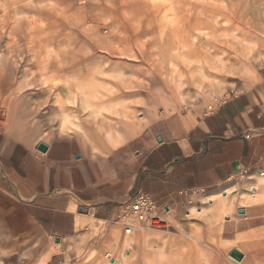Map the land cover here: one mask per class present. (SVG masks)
Wrapping results in <instances>:
<instances>
[{
  "label": "rangeland",
  "instance_id": "374dc122",
  "mask_svg": "<svg viewBox=\"0 0 264 264\" xmlns=\"http://www.w3.org/2000/svg\"><path fill=\"white\" fill-rule=\"evenodd\" d=\"M191 43L231 66L200 78L181 55ZM251 47L257 53L248 56ZM263 77L264 0H0V128L28 145L69 139L87 156L106 158L118 150L97 134L103 121L116 135L141 131L133 147L149 133L178 128V120L186 126L216 98L246 92ZM167 83L176 96L187 91L188 103L168 106L158 92ZM263 185L264 167L188 195L175 219L166 215L169 230L128 236L119 222L88 225L64 245L0 196V263L264 264V196L253 193ZM241 193L250 199L247 218L239 214ZM222 205L232 221L223 220ZM148 233L165 238L147 240ZM163 247L152 262L143 258ZM233 250L245 259H233Z\"/></svg>",
  "mask_w": 264,
  "mask_h": 264
},
{
  "label": "crops",
  "instance_id": "0c3cea01",
  "mask_svg": "<svg viewBox=\"0 0 264 264\" xmlns=\"http://www.w3.org/2000/svg\"><path fill=\"white\" fill-rule=\"evenodd\" d=\"M158 92L173 110L178 103L189 101L187 91L176 96L168 83ZM178 124L167 132L149 133L130 147L141 131L116 135L103 121L97 134L116 147L111 152L118 150L106 158L87 156L69 139L47 144L43 153L37 147L44 142L28 145L0 128V196L17 202L44 234L59 237L60 245L88 225L116 223L120 204L138 192L150 195L173 219L188 195L215 190L264 167V77L213 113L197 116L184 127L182 121ZM97 134L93 137H99ZM245 195L239 194V206ZM119 234L113 232L116 237ZM118 242L119 237L113 245L115 251ZM165 249L144 257L152 262Z\"/></svg>",
  "mask_w": 264,
  "mask_h": 264
},
{
  "label": "built area",
  "instance_id": "2783aa9c",
  "mask_svg": "<svg viewBox=\"0 0 264 264\" xmlns=\"http://www.w3.org/2000/svg\"><path fill=\"white\" fill-rule=\"evenodd\" d=\"M229 98H225L224 100L223 98H216L213 104L209 106L208 114L217 110ZM167 212L168 211L159 206L150 195L138 192L136 195L128 198L125 202L120 204V209L117 214V222L123 224L126 227L127 232L130 233L138 229L165 231L169 230L171 227L165 215Z\"/></svg>",
  "mask_w": 264,
  "mask_h": 264
},
{
  "label": "bare ground",
  "instance_id": "6f19581e",
  "mask_svg": "<svg viewBox=\"0 0 264 264\" xmlns=\"http://www.w3.org/2000/svg\"><path fill=\"white\" fill-rule=\"evenodd\" d=\"M255 39H256V37H254ZM196 43V42H195ZM199 47H197V46H195V45H193L192 43L191 44H186L185 46H184V49H183V54H181L182 55V58L184 59V61H185V64L187 65V67H188V70L190 69L193 73L194 72H196L197 73V75L200 77V78H204V74H206L207 72H208V70H216L217 68H220V69H222V71L224 70V72H225V69L230 65L229 63H226V61H224V62H222L221 60H219V59H216V58H218V57H216V58H214L212 55H210V56H208V54H204V52H202L201 50H199L198 49ZM202 49V48H201ZM222 50V49H221ZM249 50V51H248ZM206 51V50H205ZM210 51V50H209ZM246 51H248V56L252 53V56H253V53H257L256 51H255V48L254 47H251V48H249V49H247ZM254 51V52H253ZM208 51H206V53H207ZM218 52V51H217ZM220 52H222V51H220ZM212 54V53H211ZM216 53H214V55H215ZM229 55V54H228ZM232 55V54H231ZM245 55V53L243 52V54H242V56H244ZM217 56V55H216ZM224 57V56H223ZM257 57V56H256ZM254 58H255V56H254ZM226 59V58H225ZM229 60V59H228ZM238 60V59H237ZM180 61V60H179ZM230 61V60H229ZM231 62V61H230ZM235 62H236V60H235ZM184 63V62H183ZM237 63H239V62H237ZM192 64H195V66L194 67H192ZM227 64H229V65H227ZM231 64H233V62L231 63ZM231 66V65H230ZM233 67H234V64H233ZM233 67H230L231 69H229V70H232V71H235V69L233 68ZM164 71H165V69H164ZM228 72V71H227ZM218 73H220V72H218ZM207 76V75H206ZM181 76L179 75V78H180ZM208 77V76H207ZM200 80V79H199ZM232 80V79H231ZM180 81H182V78H180ZM198 82V81H197ZM200 82V81H199ZM213 82V81H212ZM207 84V83H206ZM188 85H190L189 83H188ZM205 86V85H204ZM213 88V87H212ZM200 89V88H199ZM202 89V88H201ZM211 89V88H210ZM194 91V90H193ZM184 100V99H183ZM185 101V100H184ZM169 102V101H168ZM139 133V132H138ZM121 136V135H120ZM124 136V135H123ZM125 137V136H124ZM125 140V139H124ZM126 141V140H125ZM120 142H121V140H120ZM255 191V190H254ZM253 193H256V197L254 198V199H257V198H259V197H263L264 196V185H263V188H259L258 190H256L255 192H253ZM223 194H228L227 192L226 193H223ZM222 195V194H221ZM225 195V196H226ZM225 199L227 198V196L226 197H224ZM248 201H250V199L249 200H246L245 202H244V204L243 205H240L239 206V210L240 209H243V208H245V207H243V206H245L247 203H248ZM209 202H213L212 200H209ZM225 204V203H224ZM213 204H211L210 206H212ZM231 206V205H230ZM246 209V208H245ZM220 210L222 211V213H223V215H224V217H223V220L224 221H226V219H228V220H231L232 218L229 216L230 215V208H227L226 206H221V208H220ZM238 210V211H239ZM202 211V210H201ZM200 212V211H199ZM165 215H167V213H165ZM245 217L247 216V214L246 215H244ZM167 218V217H166ZM247 218V217H246ZM168 219V218H167ZM227 220V221H228ZM168 221H169V219H168ZM232 221V220H231ZM129 235H131V233H129ZM128 235V236H129ZM157 236V235H156ZM149 238H151V237H149L148 236V238H147V240H149ZM160 238V237H159ZM131 238H130V242L128 241V243H130L131 244ZM140 242V241H139ZM153 244V243H152ZM51 251V250H50ZM49 251V252H50ZM127 252H129V251H127ZM241 252V251H240ZM51 254L53 253V252H50ZM152 253H154V252H152ZM243 254V253H242ZM47 255V257H48V254H46ZM147 256H148V254H147ZM44 257V256H43ZM47 257H45V259L44 260H46V258ZM50 257V256H49ZM145 259H147L146 257H144ZM243 261V260H242ZM241 261V262H242ZM239 262V261H238ZM1 264V263H0Z\"/></svg>",
  "mask_w": 264,
  "mask_h": 264
},
{
  "label": "water",
  "instance_id": "95a60500",
  "mask_svg": "<svg viewBox=\"0 0 264 264\" xmlns=\"http://www.w3.org/2000/svg\"><path fill=\"white\" fill-rule=\"evenodd\" d=\"M159 141H162V138H159ZM37 150L44 153L48 150V145L45 143H40L37 147ZM239 214H241V215L246 214V210H244V209L240 210ZM55 241L57 243L60 242V238L57 237ZM230 256L239 262H241L244 259V254H242L239 250H233L231 252Z\"/></svg>",
  "mask_w": 264,
  "mask_h": 264
}]
</instances>
